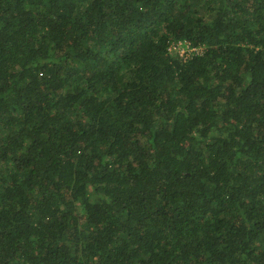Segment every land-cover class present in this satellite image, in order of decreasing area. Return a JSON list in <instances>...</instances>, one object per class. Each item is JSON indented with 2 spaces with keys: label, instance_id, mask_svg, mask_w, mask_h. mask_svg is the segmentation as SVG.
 Instances as JSON below:
<instances>
[{
  "label": "trees",
  "instance_id": "1",
  "mask_svg": "<svg viewBox=\"0 0 264 264\" xmlns=\"http://www.w3.org/2000/svg\"><path fill=\"white\" fill-rule=\"evenodd\" d=\"M0 264H264V0H0Z\"/></svg>",
  "mask_w": 264,
  "mask_h": 264
},
{
  "label": "built area",
  "instance_id": "2",
  "mask_svg": "<svg viewBox=\"0 0 264 264\" xmlns=\"http://www.w3.org/2000/svg\"><path fill=\"white\" fill-rule=\"evenodd\" d=\"M170 49L178 51L180 53V55H183L185 53V51L191 52L194 50V48L190 47V45L188 43L184 44V46H183L182 42H178V44L171 47Z\"/></svg>",
  "mask_w": 264,
  "mask_h": 264
}]
</instances>
